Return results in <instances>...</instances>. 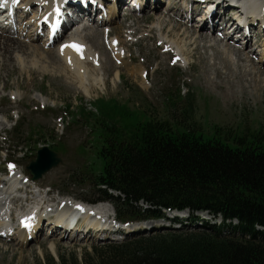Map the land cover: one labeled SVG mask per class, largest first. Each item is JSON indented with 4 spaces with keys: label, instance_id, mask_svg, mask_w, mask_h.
<instances>
[{
    "label": "rangeland",
    "instance_id": "374dc122",
    "mask_svg": "<svg viewBox=\"0 0 264 264\" xmlns=\"http://www.w3.org/2000/svg\"><path fill=\"white\" fill-rule=\"evenodd\" d=\"M191 1L196 3L199 0H177L176 3L182 10H185L187 4ZM103 2L101 1V3ZM170 4H173V2ZM126 5L123 2L118 7L116 11L119 17L118 23L111 24L108 8L102 4V11L99 13L102 14L101 16L105 14L106 18L109 17V28L115 29L120 22L123 25H130L139 16L147 15L145 12V14L142 12L128 14V11H125L127 9ZM168 8L169 1L165 0L162 2L160 10L163 14H157L162 15L163 19L161 20L167 19L168 22L170 16L171 19L189 29L195 31L202 29L196 25L198 19L196 17L199 13H195L193 15L194 19L189 22L185 16L177 18L175 16L176 11H170L172 9L168 10ZM147 9L151 10L150 7ZM34 12L33 10L30 14H27V17L32 16ZM84 16L86 18L85 14H81L77 18L80 22L76 23L88 24L86 20H83L85 19ZM224 17L226 18L227 15H224ZM209 20L206 19L204 25ZM220 21L218 23L221 24ZM73 24L71 23L68 26L72 31L68 29V33L64 34L54 46L48 47L47 50L57 49L61 46L60 44L68 42L75 30ZM160 24L157 21L154 23L153 21H145L140 25L137 34L129 36L124 32L122 40L125 47L118 46L115 41L117 37L112 39L108 37L107 31H110L109 28L104 29L102 35L93 36L92 40L87 39L85 41L87 49H92L97 59L101 61L111 60L116 68L110 69L109 73H105L104 70L98 68L95 74L90 69V67H93L89 66L88 69H84L85 81L83 83L77 73L73 76L70 75L66 68L67 65L59 60L53 51L46 59L36 54H29V57H25L26 64L32 67L31 74L20 72L19 68L13 70L12 67L6 73V69L2 67L0 69V117L4 118L3 114L7 113L11 118L9 120L5 119V125L2 126L5 129L0 131V180L24 173V177L29 178V183L37 182L44 187L45 192H48L51 188L53 192L49 198L55 199V202L48 203V205L53 206L51 209L47 208L48 205L46 204L44 206L46 211L53 210L58 205L67 202L82 203L87 201L91 203L92 200L97 201L96 191L87 185L72 188L67 181V176L74 169L80 170L84 169L85 165L94 162L100 163L98 157L100 142L97 136L90 135L91 130L78 117L81 115V109L97 115L96 107H99L100 101L104 103L116 102L119 105H124L131 112L136 113L139 119L167 122L176 131L183 130L177 127V124H180L195 128L208 138L213 137L218 131L248 137L258 134L264 138V96L260 92L255 98L253 96L250 98L248 90L240 88L248 84L249 80L254 81L256 79L253 82L254 84H251L252 87L258 90L264 89V76L259 77V75L257 76L250 71V77L242 69V72L236 75L238 79L234 77L235 84H230L233 87L231 86L227 94L224 93L222 96L216 91H211L209 85L202 80L203 70L199 61L200 57L206 54L209 56V62H214L212 55L215 51L208 47L203 49L202 44H200L198 52H195L192 47L185 45L183 40L177 41L162 33L159 29ZM150 26L155 28L158 42L150 38H144V36H151L148 32ZM94 27L97 28L95 25ZM123 31L125 30L121 32ZM117 32L119 33L118 30ZM86 33L87 31L83 32L82 35L84 36ZM205 33L208 37H217V35H213L212 32H207V30ZM14 36H19L17 31ZM44 38V35H42V38L38 39L33 45H41ZM227 42L231 43V41L226 40ZM262 42L259 44L250 42L246 48L240 47L244 51L240 53L241 57L250 53L252 63L256 64L257 69L260 70L264 69V65L258 61L261 56L259 47L263 48ZM219 43V45H222L225 42L219 41ZM162 44L165 45V48L159 47ZM181 48L187 51L185 57L179 56L178 50ZM114 51L124 52L128 62L130 60L128 54L132 53L136 60L133 63L130 62L128 67L132 68L136 64L142 65L143 68L147 67L146 72L144 70L143 75L137 77L131 75L124 66L125 68H121L122 77L118 79L116 70L120 69L119 65L121 63L113 60ZM168 51L173 54L167 55L166 52ZM15 56L23 55L17 53ZM217 57L218 60L216 61L219 63L220 55H216ZM7 62L5 61V63ZM75 64L73 67H75ZM42 67L45 69L42 70ZM240 68L242 67L239 66L238 69ZM100 74H103L102 77L100 76L102 78L101 83H93V80L98 79ZM209 76H212L211 71ZM217 81L220 80L217 79ZM4 87L7 88L3 89ZM117 87L122 93L117 92ZM243 97L250 99L244 101L237 99L232 103H226L223 99ZM45 146L50 147L52 151L57 153L62 162L58 167L44 174L41 179L30 180L31 174H28L26 167L35 160L33 155H37L38 151ZM21 150L22 153L17 155V152ZM11 161L16 164H9ZM10 165L15 167H10ZM29 198L30 201L27 204H24L23 201L17 203L23 209H27L31 203L36 201L33 195ZM87 202L82 204L96 205ZM100 206L105 209L102 213L103 216H107L105 219L111 222L114 221L112 223L115 224L116 211L114 206L107 202ZM10 213L15 218L14 222L19 225L18 218L21 212L16 210L14 206ZM109 213L110 216H108ZM204 216H202V222L210 221L208 215L204 214ZM185 218L186 216L182 219L185 220ZM83 219V221L85 219L90 220L87 217ZM144 223L123 229V232L119 230L120 233L116 235L118 237L116 239L123 241L126 237H128L126 239H133L136 235L146 233L147 229L145 228L147 226H144ZM160 226L158 232L163 231V229L176 228L175 225L172 227L166 221L160 222ZM39 234L41 235L39 240L34 239L32 243L22 247L16 246V239L2 238L1 240L4 242L0 241V264H88L105 254L107 246L115 241L109 239L107 234L93 235L88 233L86 236H82L72 232L67 233L72 238L69 240L64 238L65 234L61 235L59 232L53 236L45 225ZM111 235H115V233ZM6 242L10 244L6 245ZM52 245L55 248H51Z\"/></svg>",
    "mask_w": 264,
    "mask_h": 264
},
{
    "label": "trees",
    "instance_id": "16d2710c",
    "mask_svg": "<svg viewBox=\"0 0 264 264\" xmlns=\"http://www.w3.org/2000/svg\"><path fill=\"white\" fill-rule=\"evenodd\" d=\"M100 103L97 115L81 109L78 116L100 142V163L72 170L69 185L96 191L122 224L162 220L176 228L111 242L88 264H264L261 135L218 131L208 138L195 128L177 124L183 130L176 131L139 119L116 102ZM165 211L188 216L169 218ZM202 212L223 222H202Z\"/></svg>",
    "mask_w": 264,
    "mask_h": 264
},
{
    "label": "bare ground",
    "instance_id": "6f19581e",
    "mask_svg": "<svg viewBox=\"0 0 264 264\" xmlns=\"http://www.w3.org/2000/svg\"><path fill=\"white\" fill-rule=\"evenodd\" d=\"M4 1H5V6L7 7V10L3 13H0V23L2 24V27H0V69L4 67L7 71L6 73H8V70L12 67L13 70H17V68H19L18 70H20V72H23L25 74L26 73L31 74L32 67H30L29 64H26L25 57H29V54L30 55L36 54L38 56H41L43 59H46L49 54H52L51 53L52 51L56 53L59 60L63 61L67 65L66 68L69 71L70 75L73 76L75 73H77L78 76L81 78L80 80L82 81V83L85 81V70L84 69H88L89 66L93 67V68L90 67V69L95 74L98 68H101V70H104L105 73H109L110 69L116 68V66L112 63L111 60H106L104 62V61H101L100 59H97V57L95 56L96 55L95 52L92 51V49L90 50L87 49V46L85 45V41L87 39L92 40L93 36H100L104 32V29L109 28V24L106 19L102 20L100 18L101 20L100 25H98L97 22L96 23L91 22L88 25H85V26L83 25L82 28H80L81 26H78L76 24L74 26L76 27V29L71 34L72 37H70V40H68V42H66L65 44H60L61 46L58 47L57 49L53 48L52 50H47L48 47L54 46L56 44L55 41L59 40L63 36V34L66 35L68 33V32L64 33L65 30L68 31L69 29L68 26L73 22L75 23V20L79 21V19L77 18L81 14L86 13L88 17L90 16L92 19H94V13L100 12V9H101L100 6L97 7V9L93 8L94 5L92 6L91 5L92 2H90L89 0L82 1V3H86V5L85 4L74 5V3L79 2V0H20L19 4H16L14 0H4ZM96 1L98 2L99 0H96ZM164 1L165 0H137L138 7L134 8L133 10L128 7L125 10V11H128V14L142 12L143 14L147 13V15H144L141 17L139 16L130 25H123L120 22L119 23L120 25L118 24V26L115 29L109 28L110 30L109 33L111 34V36L117 37L115 41L118 43V46L125 47V43L122 40L124 32H126L129 36L135 35L139 31L140 25L145 23V21H153V23L157 21L161 23L159 29L162 33L166 34L168 37H171L177 41L183 40V42H185V45L193 48V51L198 52L200 44H202L203 49L208 47L215 51V53L212 55V59L214 60V62L210 63L209 56L206 54L204 56H201L200 61H199L201 65V69L203 70L202 80L205 81L209 85V87L211 88V91H216L220 93L222 96L224 95V93L227 94V92H229L232 86L230 84L232 83L235 84L234 77H237L236 75H239V73L242 72L241 71L242 69H243V72L249 74L250 77H251V72L257 76L259 75V77L264 76V69L263 70L257 69L256 64L252 63V56L249 55L250 53L244 54V56H242L244 58L241 57L240 53L244 51L239 48L240 45L235 42L236 39L231 34V32H236L234 27L235 25H237L239 27L238 28L239 31L243 30L245 32L248 38L247 39L248 43L252 42L255 44H259L262 41L264 42V0H255L253 3V6H251L250 8L251 14L255 16L257 14L260 15L258 16L259 21H254L253 18L251 20V17H253V15H251V17H249V20H246L245 22L242 21L243 23L239 22L241 21V19L240 18L237 19L238 15L235 14L237 13V10H236L237 7L232 5L229 0L210 1L209 4L211 6H207L205 8L207 10L210 9L212 12L209 18H206L210 20L206 24L205 28L204 26H202L203 24L200 25L203 28L200 29L199 31L189 29L185 27L184 25H182L181 23H177V21L171 19L170 16H169L170 19H168V22H167V19L161 20L163 19L162 15H157V14H163L160 12V10H161V4ZM168 1H169L168 10L169 9H172L170 11L175 10L176 13L178 14L185 13L183 11L184 9L182 10V8L177 5L176 3L177 0H168ZM239 1L241 0H234L236 4L239 3ZM172 2L173 4H170ZM122 3H123L122 0H108V1L103 2V4H106L108 7V15H110L111 24L118 23L117 21L119 20V17L116 14V10ZM132 3L135 4V2H132ZM203 3L207 4V2H203ZM148 7L151 8L150 11L147 9ZM34 9H36V11ZM33 10L35 11L34 14L32 16L27 17V14H30V12H32ZM0 11H1V4H0ZM42 11H44V13H41ZM52 11H54L51 14L52 18H49L48 20L51 23L54 20H57V23L62 25L60 33H58V35L55 37L54 42H52L53 44L51 43L52 45L50 44L46 45V43L49 42V39L51 37L50 32H48L45 35V39L43 40V42H41L42 43L41 45H33L39 39V30L41 28L39 25L40 24L39 20L41 19L42 16L48 15V13H51ZM224 15H230L229 18H227L228 20L225 19ZM83 20H86V19H83ZM100 20H94V21H100ZM198 21L199 22L202 21L199 16L197 19V23ZM219 21L221 22V24L218 23ZM222 22H224V25H222ZM15 23L16 25H19V29H18L19 36L18 37L14 36L16 32L14 34L13 24ZM94 25L97 28H95ZM216 27H220V30L225 32L224 36H222V38L220 39L218 38L220 35H218L217 37L216 36L208 37L207 34L205 33L206 30L207 32L208 31L213 32V30L216 29ZM117 30L119 31V33L117 32ZM122 30H125V31L121 32ZM85 31H87V33L83 36L82 34ZM148 32L151 34V36L150 37L144 36V38H150L158 42V38L155 35V28L153 26L149 27ZM226 39L230 40L231 43H228V42L226 43V41H224ZM219 41H224L225 43L222 45H219L220 44ZM263 42H262L263 48L261 49V47H259L261 51L260 52L261 56H260V59L258 60L260 61V64L262 65H264V43ZM73 44L81 46L80 50L78 51L76 48L72 47L71 45ZM65 45H67V47H65ZM159 47L165 48V45L162 44ZM111 48L115 50V48L113 47ZM41 50L45 52H42ZM178 52H179V56H182V57H185L187 54L186 49H183V48L179 49ZM17 53H22L24 57L23 56H19L20 58L16 57L15 54ZM114 54L115 55L113 57V60L117 62L119 61V63H121V65H119L120 69L116 70L118 79H121L122 77V70H121L122 67L123 68L126 67L128 72L131 75H135L137 77L143 75L144 70L146 72L147 67L143 68L142 65L139 66L138 64H136L132 68L128 67L130 62L133 63V61L136 60V57L132 53L128 54V57L130 59L129 62L127 61V58L124 52L114 51ZM166 54L170 56L173 53L171 51H168L166 52ZM218 54L220 55L219 63H217L216 61L218 60V57L216 58V55ZM5 61H8V62L5 63ZM74 64H75V67H73ZM239 66H241L242 68L238 69ZM42 68H43L42 70L45 69L44 67ZM33 69L35 70V68ZM210 71L212 72L211 77L209 76ZM245 73H242V74H245ZM100 76L102 77L103 74H100L98 76V79L95 78V80H93V83H96V82L101 83L102 78ZM240 76L242 75L240 74ZM217 79H219L220 81H217ZM240 80L239 82L241 83ZM254 81L249 80L248 84H245L240 88L248 90L250 98L251 96L255 98L260 92L264 96V89H261L262 87L260 88L261 90L254 89L252 87L253 85L251 84ZM261 81L263 80L261 79ZM6 88L4 87L3 89H6ZM117 92L122 93L119 87H117ZM250 98L243 97V98H223V99L226 103H232L236 101L237 99H241L242 101H244ZM43 99L45 100V98ZM3 117L4 118L0 117V131H3L5 129V128H2V126L5 125V119L9 120L11 118V116L7 113L5 115L3 114ZM22 175H24V173H22ZM17 176H13L11 179L5 178V179L0 180V218L2 219L0 220V229L3 228L0 232V241H2L1 239L4 237L10 240L16 239L17 240L15 243L16 246L22 247L26 244L32 243L34 239L39 240L41 233L38 236H37V233H35V231L38 228V223L33 225V219L35 216L41 215L44 213V211H46V208L42 207L41 203L44 201V199H48V195L45 197H42L41 196L42 194H41L40 196L42 198L40 200H37L38 196L33 194V198H35L36 201L31 203V207L27 209H23V207L20 206L19 203L14 204L16 210H19L21 212L19 220H18L19 225H17L14 222L15 218L13 217V214L10 213L11 209H10L9 204H12V203H6L2 196V191L4 189L16 192V190L18 189L17 184L22 185L25 183V179L29 180L27 176L23 178H21L22 176L20 174H18ZM32 183L36 185H40L37 182L36 183L32 182ZM1 185L3 186L1 187ZM14 192H9L8 195L11 196ZM16 193H18V190ZM13 195H16V194H13ZM50 200L51 202H55V199L53 200L50 199ZM73 204L74 205H71V204H68V205L73 210L76 208L77 212L79 210L84 209L87 213V216H85L87 217V219L92 220V218L89 217V213H95L97 211L98 213H97L96 218H101V217L106 216V215L104 216L102 215V210H104L102 206L96 205L95 207H92L90 209L84 204H79V203H73ZM77 205H79L80 207H77ZM52 207H53L52 205L47 206V208H50V209ZM59 207L61 206L58 205L56 210H53V211H55V213L57 212L58 214L65 212L64 210H59ZM71 209L66 208V212L68 214L70 213L73 214ZM49 213L50 212H48V214ZM6 215H8L9 217H6ZM32 217L33 219H31ZM22 220H26V222H31L32 225L34 226V232L32 231L29 234L28 230L21 229V224L23 223ZM7 221L10 224L8 229H7V226H5ZM85 221L88 222L89 220L87 221L85 219ZM45 223L47 224V228L52 229L51 234L53 236L56 235L57 228H54L52 225H49L48 222H45ZM91 225H94L97 227V229L95 230H99L101 226L104 225V221L96 220V221H93ZM9 228L10 229L14 228L13 235H11L12 233L11 234L9 233V230H10ZM88 228L90 229L91 226H89ZM64 238L65 239L67 238L69 240L72 239L69 234H65ZM9 244H10L9 242H6V245H9ZM51 248H55V247L52 245Z\"/></svg>",
    "mask_w": 264,
    "mask_h": 264
},
{
    "label": "water",
    "instance_id": "95a60500",
    "mask_svg": "<svg viewBox=\"0 0 264 264\" xmlns=\"http://www.w3.org/2000/svg\"><path fill=\"white\" fill-rule=\"evenodd\" d=\"M62 159L48 147H43L37 153V158L31 162L28 171L33 175L34 180H39L44 174L58 167Z\"/></svg>",
    "mask_w": 264,
    "mask_h": 264
},
{
    "label": "snow or ice",
    "instance_id": "6c2138e0",
    "mask_svg": "<svg viewBox=\"0 0 264 264\" xmlns=\"http://www.w3.org/2000/svg\"><path fill=\"white\" fill-rule=\"evenodd\" d=\"M72 47L76 48L78 51L80 50L81 46L73 44L71 45ZM65 47H67V45H65ZM10 167H15L14 165H10ZM77 207H80L79 205H77ZM27 219V218H26ZM25 226L27 227L28 225L25 224Z\"/></svg>",
    "mask_w": 264,
    "mask_h": 264
}]
</instances>
